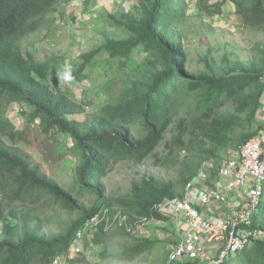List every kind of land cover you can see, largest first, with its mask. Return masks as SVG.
Wrapping results in <instances>:
<instances>
[{"label": "trees", "instance_id": "obj_1", "mask_svg": "<svg viewBox=\"0 0 264 264\" xmlns=\"http://www.w3.org/2000/svg\"><path fill=\"white\" fill-rule=\"evenodd\" d=\"M69 1L0 0V264H52L57 254L69 249L83 222L101 209L110 165L127 160L142 163L175 121L180 145L186 144L183 137L190 132L196 134L191 144L208 140L216 150L230 144L235 126L244 118L255 119L261 104L264 61H237L221 74L188 72L183 35L188 0H138L136 12H123L118 20L127 36L108 39L100 48L81 54L77 62L57 55L38 57L24 42L39 29L51 28L53 11ZM225 1L210 5L209 0H198V4L220 13ZM236 5L245 25L264 30V0H239ZM138 51L148 53L145 63L135 57ZM99 53L106 55L111 66L128 67L131 80L115 102L101 105L84 96L74 98L75 91L58 79L60 74L74 82L89 80L86 71L97 65ZM229 101L235 112H221ZM15 104L23 117L20 126L10 115ZM80 114L85 117H75ZM36 119L42 132L61 147V153L55 145L48 148V157L76 161L72 188L45 172L26 151L28 131ZM256 132L241 134L237 146ZM189 179L190 174L184 176L182 184ZM175 186L174 182L143 178L134 183L126 206L140 216L165 221L155 205L173 199ZM86 194L97 196L89 207L79 202ZM45 207L78 215L63 233L48 236L38 214ZM112 227L106 229L102 222L92 242L106 245L111 237L129 235L124 226ZM254 227L264 228L263 206ZM152 244L143 238L114 255L133 260ZM234 264H264V240H254L240 250Z\"/></svg>", "mask_w": 264, "mask_h": 264}, {"label": "rangeland", "instance_id": "obj_2", "mask_svg": "<svg viewBox=\"0 0 264 264\" xmlns=\"http://www.w3.org/2000/svg\"><path fill=\"white\" fill-rule=\"evenodd\" d=\"M236 1L239 0H226L220 13H212L210 10L201 9L198 0H188L189 17L184 23L183 35L187 70L191 74L210 75L214 72L221 74L232 68L237 61L244 63L255 61L257 64L264 61V30L244 24L237 11ZM216 2L218 0H209L210 5ZM137 3L138 0H70L51 14L54 19L52 27L45 26L31 34L24 42V46L30 47L41 58L57 55L77 62L81 54L100 48L108 39L126 37L127 31L118 20L123 12H136ZM98 56H101V59L97 65L93 68L90 66L86 71L89 80L74 82L69 75L60 74L58 79L72 89V92L75 91L72 93L74 98L84 96L96 100L97 104L101 105L115 102L121 92L131 86V80L128 67L118 69L117 64L111 66L107 63L105 54L99 53ZM135 57L145 63L148 53L138 51ZM18 106L15 104V108L10 110V115H14L17 126H20L23 117L18 113ZM92 109L93 107H89L87 110ZM224 110L235 112L234 103L229 101L220 109L221 112ZM238 114L243 117L245 113ZM256 115L257 121L249 122L242 118L243 120L234 128L230 144L216 150L208 140L204 144L198 142L191 144L196 134L192 135L190 132L183 137L186 144L180 145L177 142L179 130L175 121L166 132L164 140L142 163L132 160L112 163L105 177L107 189L101 209H109L111 218L119 212L126 214L130 227L129 235L111 237L106 245L95 244L90 239L82 253L75 256L70 253L71 258L64 257L59 264H166L173 243L170 238L173 235L170 233L174 225L171 221L160 223L156 220H145L137 215L135 210H129L125 200L132 197L134 183L147 176L163 182H174L177 191L183 189L184 176L198 170L212 150L214 155L223 157L236 148L241 134L253 132L260 125L264 127V97ZM75 117L83 119L85 114ZM27 138L24 147L33 160L41 164L45 172L55 177L66 188H72L75 184L73 168L76 161L59 160L56 157H48L47 154V149L53 145L59 149L57 153H61L59 142L49 138L35 122L32 129H29ZM63 141L69 142L66 138ZM96 199V195L86 194L79 198V202L89 207ZM262 206L264 207V204ZM162 211L167 212L163 208ZM38 214L42 218L43 232L48 236L63 233L67 224L78 215L77 212H67L58 207H45L38 210ZM114 227L116 225L112 228ZM143 238L152 241L153 244L137 258L121 259L114 255L118 250H122L123 246H131ZM228 263H235V255Z\"/></svg>", "mask_w": 264, "mask_h": 264}, {"label": "built area", "instance_id": "obj_3", "mask_svg": "<svg viewBox=\"0 0 264 264\" xmlns=\"http://www.w3.org/2000/svg\"><path fill=\"white\" fill-rule=\"evenodd\" d=\"M39 124V120L34 121ZM223 178L220 189H206L199 197L202 205L216 202L233 201L230 213L211 219L188 198L168 199L159 208L174 211L182 215L184 230L180 240L168 254L166 264H174L179 260L186 264H229L230 258L251 244L254 240H264V228L254 227V221L261 209L264 198V129L238 146L236 152L227 156L219 167ZM203 179L208 174L201 173ZM193 182L187 186L192 187ZM104 222L106 229L113 225L130 229L127 215L122 212L111 218L109 209H100L92 217L83 222L75 233L69 249L57 254L52 264H59L70 253L77 255L87 248V241L92 239L100 224ZM218 244V250L209 261L206 246ZM92 242L90 243V246ZM73 257V256H72ZM71 258V257H70Z\"/></svg>", "mask_w": 264, "mask_h": 264}, {"label": "crops", "instance_id": "obj_4", "mask_svg": "<svg viewBox=\"0 0 264 264\" xmlns=\"http://www.w3.org/2000/svg\"><path fill=\"white\" fill-rule=\"evenodd\" d=\"M264 97V91L261 95L260 100H262V98ZM257 115L255 117V119L253 121H257ZM260 125V129H256L258 133L260 130L264 129V127ZM238 146H236V148H234L233 150L230 151V153L222 156L219 155H212L210 154V156L205 157V159L203 160V162L201 163L200 167H198L199 169L190 173L191 179H189L188 181H186L184 183V187L183 189L177 191L174 188V193L176 194L175 197H179V198H188L191 199L194 203L195 206H197L200 211L207 217L211 218V219H215L218 218L220 216H224L230 213V206L233 205V201H228V203L225 202H216L213 201L212 203H209L207 205H202L200 203V200H198V197L206 190V189H220L223 185V178L221 177V175L219 174V167L222 164V162L224 161V159L227 156H230L232 154H234L237 150ZM205 171L208 174V178L207 179H203V177H201V173ZM147 177V176H146ZM143 177V178H146ZM142 178V180H143ZM149 178V177H147ZM141 180V181H142ZM157 180V179H156ZM139 181V182H141ZM137 182V183H139ZM188 182H193L192 187H188L187 184ZM168 200V199H166ZM165 200V201H166ZM155 208L159 209V206L155 205ZM161 211V210H160ZM165 216H166V220H160L157 219L155 217L152 218H146L143 217L145 220H156L157 222H166V221H171L174 225V228H171V235H173L171 238V241L173 242L170 246V249L176 245V243L180 240L181 236L184 233V230L182 229V226H184V228H186L185 225H183V218L182 215L179 213H176L174 211H168V212H163L161 211ZM167 214V215H166ZM138 215V214H137ZM162 225V224H161ZM138 229H140V227H138ZM218 244H214L212 243L210 246H206L207 252H208V257L204 260V261H209V257H214L217 253L218 250ZM175 263H180V264H186V261L184 260H179L174 262Z\"/></svg>", "mask_w": 264, "mask_h": 264}]
</instances>
